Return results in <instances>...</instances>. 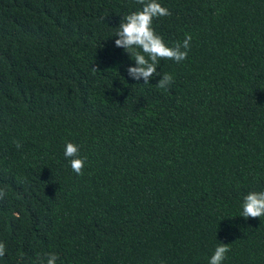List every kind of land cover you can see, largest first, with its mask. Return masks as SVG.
<instances>
[{
	"label": "trees",
	"instance_id": "trees-1",
	"mask_svg": "<svg viewBox=\"0 0 264 264\" xmlns=\"http://www.w3.org/2000/svg\"><path fill=\"white\" fill-rule=\"evenodd\" d=\"M157 2L167 89L115 46L136 0H0V264H264V0Z\"/></svg>",
	"mask_w": 264,
	"mask_h": 264
},
{
	"label": "clouds",
	"instance_id": "clouds-1",
	"mask_svg": "<svg viewBox=\"0 0 264 264\" xmlns=\"http://www.w3.org/2000/svg\"><path fill=\"white\" fill-rule=\"evenodd\" d=\"M136 3L143 6L142 10L123 17L116 31L115 37L118 38L115 39V46L124 49L135 62V66L127 68L128 76L131 79L143 80L144 85L149 87L150 81L159 76L160 79L156 87L167 89L174 82V77L168 73L161 76L157 72V65L162 60H171L175 63L186 60L192 36L188 34L182 43L178 42L175 46L169 47L153 28L155 19L171 15L169 10L162 7L157 0H136ZM14 143L17 148L20 147L18 142L14 141ZM64 155L70 159L72 171L82 176L86 158L80 157L79 145L67 143ZM6 195L7 193L0 189V201H3ZM241 216L245 220L264 217V191H253L244 197ZM229 251V245L218 243L214 254L209 259V264H223ZM5 254V245L0 243V257H4ZM58 259L56 254L44 253L42 256H38L35 264H57Z\"/></svg>",
	"mask_w": 264,
	"mask_h": 264
}]
</instances>
